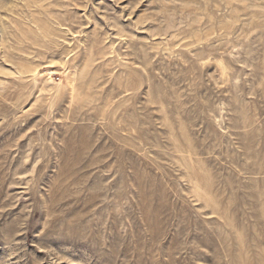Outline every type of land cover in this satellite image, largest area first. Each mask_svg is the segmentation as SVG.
Returning a JSON list of instances; mask_svg holds the SVG:
<instances>
[{"label": "rangeland", "instance_id": "374dc122", "mask_svg": "<svg viewBox=\"0 0 264 264\" xmlns=\"http://www.w3.org/2000/svg\"><path fill=\"white\" fill-rule=\"evenodd\" d=\"M0 264H264V0H0Z\"/></svg>", "mask_w": 264, "mask_h": 264}]
</instances>
